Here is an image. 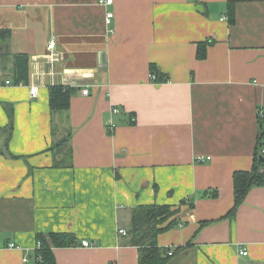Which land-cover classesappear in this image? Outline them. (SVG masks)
Wrapping results in <instances>:
<instances>
[{
    "label": "crops",
    "instance_id": "0c3cea01",
    "mask_svg": "<svg viewBox=\"0 0 264 264\" xmlns=\"http://www.w3.org/2000/svg\"><path fill=\"white\" fill-rule=\"evenodd\" d=\"M0 29V264H36L51 232L74 236L56 264H140L133 212L151 204L177 210L156 236L165 264H264V185L229 215L264 112V0H0ZM53 85L71 89L54 138ZM59 127L71 165L54 166Z\"/></svg>",
    "mask_w": 264,
    "mask_h": 264
},
{
    "label": "trees",
    "instance_id": "16d2710c",
    "mask_svg": "<svg viewBox=\"0 0 264 264\" xmlns=\"http://www.w3.org/2000/svg\"><path fill=\"white\" fill-rule=\"evenodd\" d=\"M10 36L9 29H0V57L5 59L8 57V39ZM205 54L204 45L198 46V57H203ZM12 77L14 82L25 80L28 71V56L24 53L12 54ZM151 71L157 75V80H160L156 71L155 65L151 64ZM10 81V80H9ZM49 108L52 117V134L54 132V119L58 114H64L67 118V111L69 107V97L71 89L63 85H53L48 89ZM259 137L257 143V150L254 155V165L249 171H236L233 174V188H234V203L229 211V215H233L237 206L243 201L245 194L253 185H264V172L260 173L259 168L263 167L264 153V112L259 115ZM12 128H9L11 135ZM66 136L62 140L53 139L51 150L67 143V153L63 154V160L58 159L59 150L54 154V166L71 165L72 149L69 144L71 131L67 128ZM260 148V151H259ZM54 153V152H53ZM12 156L10 153H6ZM176 209H172L169 205L151 204L136 208L133 212V225L131 229L132 242L138 246L139 262L140 264H165L166 255L157 247L156 236L162 230L169 228L175 221L174 214ZM167 223V224H165ZM165 224V225H163ZM34 258L36 264H56L53 249L55 247H64L73 243L74 236L71 232H51L47 234L38 233L35 237Z\"/></svg>",
    "mask_w": 264,
    "mask_h": 264
},
{
    "label": "built area",
    "instance_id": "2783aa9c",
    "mask_svg": "<svg viewBox=\"0 0 264 264\" xmlns=\"http://www.w3.org/2000/svg\"><path fill=\"white\" fill-rule=\"evenodd\" d=\"M102 1H103L105 4H109V3H111L112 0H102ZM111 17H112V13H107V14H106V21L108 22V21L110 20ZM54 44H55V43H54V40L51 39V40L48 42V44H47V49H49V50L53 49V48H54ZM156 78H157L156 74L151 72V80L154 81ZM6 83L9 84L10 81L7 80ZM87 89H88V88L83 89V90H82V94H84V95L88 94V90H87ZM29 90H30V94H31L32 96H36V93H37V86H31ZM112 111H113V113H118V112H119V110H118L117 107L113 108ZM108 127H109V129H113L115 126H114V124H109ZM261 152L264 153V148L262 149ZM259 172H260V173L264 172V169H263L262 167H260V168H259ZM126 233H127V232H126V230H125L124 228H120V229H119V234H121V235H125ZM82 245H83V246H89V245H90V242H89L88 240L82 241ZM9 246H12V247H13L14 244H13V243H10ZM239 252H240L241 255H246V254H247L246 249H242V250L239 251ZM171 253H172V251L169 249L168 252H167V254H168V255H171Z\"/></svg>",
    "mask_w": 264,
    "mask_h": 264
},
{
    "label": "rangeland",
    "instance_id": "374dc122",
    "mask_svg": "<svg viewBox=\"0 0 264 264\" xmlns=\"http://www.w3.org/2000/svg\"><path fill=\"white\" fill-rule=\"evenodd\" d=\"M57 136H56V141L57 140H62L63 138V136H66V133H67V131L65 130H63V129H61L60 127H59V129H57ZM67 148H68V145H67V143L66 142H64L63 143V145H61V146H59V147H56L55 149H53L54 150V154H56L59 150L61 151V153H58V155H57V157H58V159H60L61 161L63 160V157H62V155L63 154H66L67 153Z\"/></svg>",
    "mask_w": 264,
    "mask_h": 264
},
{
    "label": "water",
    "instance_id": "95a60500",
    "mask_svg": "<svg viewBox=\"0 0 264 264\" xmlns=\"http://www.w3.org/2000/svg\"><path fill=\"white\" fill-rule=\"evenodd\" d=\"M261 160H262V162L264 161V159H262L261 157H259Z\"/></svg>",
    "mask_w": 264,
    "mask_h": 264
}]
</instances>
